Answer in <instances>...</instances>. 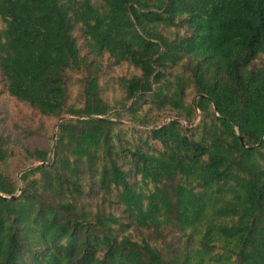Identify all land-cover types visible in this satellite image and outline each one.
Here are the masks:
<instances>
[{"label":"trees","instance_id":"1","mask_svg":"<svg viewBox=\"0 0 264 264\" xmlns=\"http://www.w3.org/2000/svg\"><path fill=\"white\" fill-rule=\"evenodd\" d=\"M0 20L6 92L62 119L51 159L28 151L37 164L22 186L0 172V264H199L219 240L233 241L234 254L250 245L235 264H264V64H254L264 57V0H0ZM105 55L139 70L123 80L128 99L157 88L177 110L139 145L114 137L97 79ZM183 57L194 63L193 105L180 75L164 81ZM81 69L84 104L67 105L65 73ZM196 110L211 115L199 138L178 119ZM84 187L122 215L79 204ZM126 227L150 229L166 253Z\"/></svg>","mask_w":264,"mask_h":264},{"label":"rangeland","instance_id":"2","mask_svg":"<svg viewBox=\"0 0 264 264\" xmlns=\"http://www.w3.org/2000/svg\"><path fill=\"white\" fill-rule=\"evenodd\" d=\"M2 27L3 23L0 20V29ZM182 32H184L183 29L181 30ZM176 33H178V28L175 26L167 29V36L169 38H173ZM77 39L81 49L80 52L82 54L87 53L84 40L79 38L78 34ZM104 59V68L97 73V79L100 95L109 108L108 117L118 120L113 130L114 137L117 139L121 137L123 145L126 141L130 144L139 145L141 144L139 140L141 136L144 138L148 130L154 125H162L164 122L176 117L177 110L175 111L172 108V104L169 103L168 98H165L164 94L162 95L157 88L145 93L140 98L134 97L128 99L126 92L123 91V80L134 74H138L139 70L127 63L114 64L108 55H105ZM108 64H113V66L109 67ZM254 64H264V57L255 59ZM193 65L194 63L188 57H183L175 65L168 67L166 73L169 76L164 79V81H172L176 75L182 77L183 86L185 87L184 103L187 105H193L194 99H196L198 94L197 86L193 82ZM88 78L89 73L86 69L66 71L67 105L74 104L81 106L84 104ZM165 91L166 89L163 88V92ZM181 113L178 116L179 121L185 129H188V133L193 134L196 138L201 136L202 124L204 122L210 123L211 121V115L206 116L207 114L198 110L191 116V122H188V117H185L183 112ZM63 117L68 118L70 116L64 114ZM61 120L56 115H43L27 103L10 96L6 92L3 82L0 81V148L6 153V158L0 159V172L5 174L11 181H16L19 186H22L23 180H21V174L35 167L37 164L36 160L28 158V151L35 149L48 150L47 158L48 160L51 159L57 126ZM121 143H117L118 147L122 145ZM151 147H159V144L154 142L151 144ZM34 177H39V174H34ZM137 181L141 183L139 179ZM186 181L187 179L183 180V182ZM194 181L192 179L190 183L194 184ZM219 184H212L208 187V192L211 193V196L216 195L214 189ZM88 191V188L84 187L79 204L84 202L95 211L97 205L95 204L92 207L90 202H99L98 209L103 210L104 208L106 212L122 215V207L119 208L115 204H110L111 200L103 196L101 198L89 197ZM20 193L21 188L16 190L15 195ZM226 197L230 199L229 195ZM225 220H230V218H226ZM124 233L138 242L148 239L149 243L156 244L159 247L162 254L166 253L161 243L153 241L150 229L138 230L133 227H126ZM200 237L201 235L196 236L197 239ZM193 244L198 243L194 242ZM249 246L244 247L240 242L238 247L240 252L234 254L231 251L233 249V241L228 246L225 242L219 240L218 244L211 251L202 253L197 261L199 264H235L237 262L236 259L239 258V254H247L248 250H250ZM227 247L229 250L226 249Z\"/></svg>","mask_w":264,"mask_h":264}]
</instances>
